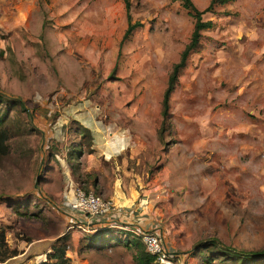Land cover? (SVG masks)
Segmentation results:
<instances>
[{
    "label": "rangeland",
    "instance_id": "1",
    "mask_svg": "<svg viewBox=\"0 0 264 264\" xmlns=\"http://www.w3.org/2000/svg\"><path fill=\"white\" fill-rule=\"evenodd\" d=\"M192 2L206 8L208 23L162 117L168 75L193 25L180 0H129L130 21L140 25L124 38L123 0H0L8 147L0 154V261L136 264L146 256L132 231L68 227L51 204L65 191L58 158L69 165L67 151L87 145L73 111L89 102L95 116L105 112L129 130L119 173L147 199L175 252L169 263L149 264H264L229 250L264 246V0ZM78 161L82 168L84 155ZM101 164L111 172V162ZM50 239L66 244L68 259L39 263L36 242ZM11 249L27 251L6 257Z\"/></svg>",
    "mask_w": 264,
    "mask_h": 264
},
{
    "label": "crops",
    "instance_id": "2",
    "mask_svg": "<svg viewBox=\"0 0 264 264\" xmlns=\"http://www.w3.org/2000/svg\"><path fill=\"white\" fill-rule=\"evenodd\" d=\"M85 103H87V105H85ZM93 104L94 103L89 102L79 103L78 108H75L73 111L74 117L79 120L81 126L87 129L88 142L87 145H85L80 141L79 144L77 143L76 147L72 149L73 153H77L76 158L69 156V151H67L66 155L69 159V165L66 164L62 158H58V160H60V163L58 161V166L60 167L59 177L61 178V182L66 185L67 181L71 180L85 190H92L99 194L103 193L111 198L116 205H118V209L112 212L113 221L116 224L114 226L116 227H120L117 225L125 223L127 224L126 226H149L155 224L154 219L149 216L150 210L148 208L149 202L147 199L137 191L135 185L131 186L129 182L125 181L124 175L119 173L121 170L123 171V169H125V167L122 166L123 159L126 157V160H128L127 152L130 144L129 130L120 127L117 124V119L107 118L105 112L103 117L95 116L93 114ZM96 109H98V107ZM83 111L84 113L82 114ZM81 155H84L85 162L82 168L78 161ZM118 157H121L120 161H117ZM70 160L76 164L71 163L72 166H70ZM101 161H109L112 163L110 166L112 168L111 172L108 169L105 171ZM119 165L121 167L120 170ZM46 166L48 168L49 166L55 167L52 166V163ZM72 167L77 168L76 175H73L74 172H72ZM119 174L120 176H118ZM127 192L129 195H127ZM41 216L46 215L41 213ZM91 230H97V227L92 226ZM51 240L52 239L45 241V244L43 241L36 242V244L40 246L39 249L32 252V254L33 256L40 255L38 261L45 259V253L50 247ZM33 242L34 240L28 242V248L31 247V249H33V244H35ZM26 251L18 250L17 254H24Z\"/></svg>",
    "mask_w": 264,
    "mask_h": 264
},
{
    "label": "built area",
    "instance_id": "3",
    "mask_svg": "<svg viewBox=\"0 0 264 264\" xmlns=\"http://www.w3.org/2000/svg\"><path fill=\"white\" fill-rule=\"evenodd\" d=\"M64 197L52 206L68 222V227L81 225L84 228L96 226L102 228L116 225L112 212L118 205L109 197H102L92 190H84L80 185L68 180L65 185ZM117 225L132 231L141 241L145 250L153 256L154 261L169 263L175 252L170 248L158 227ZM5 264V261H0Z\"/></svg>",
    "mask_w": 264,
    "mask_h": 264
},
{
    "label": "trees",
    "instance_id": "4",
    "mask_svg": "<svg viewBox=\"0 0 264 264\" xmlns=\"http://www.w3.org/2000/svg\"><path fill=\"white\" fill-rule=\"evenodd\" d=\"M180 2H181V5L187 10V12L192 16L193 25H192V30L190 33L189 40L184 45V47L182 48V50L179 54L178 61H176L175 63L172 64L170 73L168 75L167 85H166L165 90L162 93V101H161L162 102V117H163V114L165 115L166 110H167L168 94H169V91L172 87V84L176 78L177 71H178L179 67H181L184 64L188 54L197 45L198 37H199L201 28H203L208 23V22L204 21L201 17L203 12H205L206 8H204L202 10L197 9L194 6L192 0H180ZM123 4H124V10H125L126 18H127V24H126V27L123 31L122 38L126 37L133 28L140 25L139 21H134V22L130 21V13H129L130 3H129V0H123ZM19 102H20V100H19ZM6 139H7V134H6L5 130L0 128V154L6 153L8 151V147L5 143ZM68 154L72 158H76V155H77V153H73V151H69ZM60 236H62V234ZM57 238H59V237H57ZM138 240H139V238H138ZM0 242H2V244L4 242L3 241V231H0ZM139 242L141 243L140 240H139ZM141 247H142L143 252L146 253V256L143 257L140 253L134 257V260H135L136 264H149L150 260L153 259V256L150 255L145 250L142 243H141ZM65 250H66V244L65 243L61 244L60 246L55 247L53 242H51L48 251L45 253V259L39 263L48 261L49 259H58V258L68 259V257H66L64 255ZM229 250H231L233 253H235V255H242V256H247V257H252V258H260V257L264 258V246L257 248V249H249V250H245V249L236 250L234 248H229ZM9 253L10 254H8L6 257L16 255L18 253V251L16 249H11V251H9Z\"/></svg>",
    "mask_w": 264,
    "mask_h": 264
}]
</instances>
